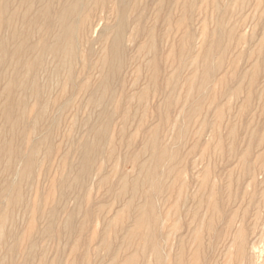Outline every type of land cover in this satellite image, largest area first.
Returning <instances> with one entry per match:
<instances>
[{
    "label": "bare ground",
    "instance_id": "obj_1",
    "mask_svg": "<svg viewBox=\"0 0 264 264\" xmlns=\"http://www.w3.org/2000/svg\"><path fill=\"white\" fill-rule=\"evenodd\" d=\"M138 1L0 0V264H5L7 257L10 258L8 264H15L13 257L18 255L22 244L25 245L19 254L22 258L20 264H30L35 258H39L43 264H56V260L45 261V251L40 250L38 241L56 239L59 236L69 238L73 233L80 234L88 221H98V215L104 206H89L88 181L92 177V167L97 160H109L114 155L115 148L109 128L119 115V135L123 137L124 127L129 118L134 116L132 108L135 109L134 113L138 110L141 113L137 123L139 140L133 152L121 156L124 166L131 169L120 174L116 183H112L106 190L113 199L120 201L117 211L107 219L106 215L104 217L105 225L99 244L103 251L109 254L110 264H136L138 258H144L146 254H149L151 261L142 258L141 264H165L167 255L164 254L162 243L170 233H163L167 215L164 217L156 205L159 198L162 199L168 191L173 190L181 178L182 170L178 167L181 163L179 152L178 149H170L169 141L181 140L187 127L185 122L178 124L179 127L172 130L174 135L171 139V127H167L162 135L159 134L162 128L168 126L170 98L174 95V88L176 87L177 91L179 85H174L172 81L184 77L181 73L188 64L193 67L192 73L184 77L180 84L184 90L183 106L189 98L193 100V105H188L185 114V119L190 121L198 115V103L206 95L213 99L210 86L213 83L223 85L226 82L227 72L220 75V71L231 49L227 39L236 34L235 49L238 48L243 44L244 38L237 33L240 29H245L246 25L234 22L233 26L230 25L227 29V21L233 13L228 11L227 7L217 6L215 9L221 19L216 21L215 28L207 33L205 22L202 23L199 41L204 49L200 53L199 64L198 55L190 57L193 44L198 41L190 30L197 10L195 0H148L147 5L143 7ZM234 1L236 14L239 15L249 0ZM106 3H109L108 10L104 11ZM262 4L263 10L260 13L264 15V0H257L253 5L258 8ZM99 8L104 17L100 14L96 16L95 10ZM163 8L165 13L160 19ZM147 10L152 16L150 27L145 26ZM113 13L115 23L107 26L104 22L108 19L107 16ZM158 23L159 32L156 34ZM97 29H100L99 32ZM96 31L103 47L101 54L94 59L95 52L90 36L96 34ZM170 36L171 41H167V53L164 55L165 52L162 53L161 49L163 40ZM138 37L141 41L134 44V54L141 58L142 62L141 66L133 69V73L137 74L142 67L146 74L141 87H134L138 81L136 76L132 79L129 91H126L125 80H120L118 74L129 59L125 43L134 42ZM82 44L88 45L85 53L82 52ZM253 45L254 48L249 51L246 61H251L253 54L257 55L260 61L253 63L250 73L245 72L240 76L244 78L249 75L251 83L255 82L260 70L264 71V53L261 54L264 40L260 39ZM214 52L217 54L216 62L213 59ZM241 59L240 54H235L229 62L231 78H236L237 64ZM94 73L97 74L96 79ZM234 81L236 83V80ZM150 90L153 98L152 109L154 108L156 116L146 125L143 117L149 107ZM237 92L238 89L235 88L225 94L233 95ZM80 94L85 98L83 102L77 100ZM222 95L224 94L221 92L219 96ZM51 108L53 113L49 114ZM82 110H88L89 114L79 120L76 114ZM90 110L98 112L91 114ZM220 113V107L217 106L216 117H219ZM62 123L65 131L58 134L57 130ZM74 126L82 130L78 139L71 133L75 129ZM171 126L175 127L176 124ZM209 129H213V124L204 120L200 123L197 134L200 135L202 130L207 132ZM56 135L61 137V142L66 143L68 148L73 146L76 160L70 163L68 158L71 153L63 152L58 157L55 175L48 179V189L42 193L35 191L32 201H28L23 196L22 183L32 189L35 185V169L39 165L44 169L45 176L50 175V159L55 148L52 143ZM129 142L131 139L125 144L126 150L131 147ZM212 149L214 150V145ZM96 171L99 175L102 173V164ZM105 173L99 176L97 188L107 185L110 175H113ZM200 173L197 193L205 191L204 196L196 203L186 228L187 236L193 239L192 242L197 247L189 254L186 264H201L197 257L200 253L202 231L205 229L211 232L214 223L219 220L215 181L211 182L209 179L208 166L203 167ZM183 188H186L184 180L178 188L177 200L167 211L169 214L173 210L172 215L175 218L172 230L175 232L180 220L178 198ZM71 199H74L75 207L66 212L59 226L56 225L60 212L65 211V201ZM194 199L193 197L192 200ZM183 202L184 206L186 200ZM203 203L204 212L197 215ZM47 205H50L48 209ZM17 208L22 210L23 217L29 218L27 228L22 233L14 228ZM188 213L190 211L187 215ZM78 215H81V219L76 227L74 219ZM38 221L42 226L37 229ZM124 221L129 223L126 227L123 225ZM117 226H120L121 236L114 246L110 232ZM35 229L37 230L32 238V231ZM89 236L84 242L87 246L94 237L93 234ZM212 237L215 241L219 239L215 232ZM181 240L182 238H179L177 241L180 251L174 264H183ZM141 242L143 244H140ZM72 243L70 253H75L79 242L76 239ZM240 248L242 249V244ZM55 253L58 256L62 251L57 249ZM80 257L82 262L86 260L85 255ZM80 260H73L71 264H78Z\"/></svg>",
    "mask_w": 264,
    "mask_h": 264
},
{
    "label": "rangeland",
    "instance_id": "obj_2",
    "mask_svg": "<svg viewBox=\"0 0 264 264\" xmlns=\"http://www.w3.org/2000/svg\"><path fill=\"white\" fill-rule=\"evenodd\" d=\"M238 1L239 0H236V2ZM256 1L257 0L247 1L245 3L244 11L237 15L235 6L236 3L234 0H226V2L225 0H195L197 10L193 16V22L191 24L190 30L195 34V38L198 41L193 44L190 57L192 55H198L199 64L201 63L200 53L204 49V46L201 45L199 41L202 32V23L205 22L207 33L211 32L215 28L216 23L221 19V15L218 14L215 9L217 6L227 7L228 11L233 13L231 19L227 21V29L233 26L234 22H240V24L244 23L246 28L240 29L237 33L243 35L244 38L243 44H241L238 48L235 49L236 34H234V37H229L227 39V44L231 47L228 53L231 54L227 53L228 56H226L222 70L220 71V75L224 72H227L228 75L226 76V82L223 83V85L213 83L212 86H210L213 99L207 97L206 95L205 98H203V100L198 103V115L193 117L190 121L185 119V114L187 113L188 105L192 103L193 100L189 98L186 101L185 106H183L184 90L181 88L180 84L183 82L184 77H187L192 73L194 70L193 67H189L188 64V67H185L181 73V76L183 74L184 77L182 76L183 78L173 79L172 81L174 82V85H179L177 91L176 87L174 88V95H172L170 98L171 105L167 118L168 126L162 128V130L159 131V134L161 133L162 135L167 127H171V131L169 133V138L171 139L174 135L172 130L176 127H179L178 124L180 125V123L185 122L187 127L184 129V134H182L179 144V141H169L170 149H178L179 152L178 155L181 163L178 165V167L180 171L182 170L181 178L173 190L168 191L164 196H162V199L159 198V202L156 205L158 206L157 210H160L161 212H159L164 214V217L167 215L166 221L163 224V233H170L166 241L162 243L165 251L164 254L167 255V258L165 257V264H174L175 258L178 256L180 251V247H177V241L179 238H182L181 242L183 243L181 254L183 264L187 263L189 254L197 247L196 244L192 242L193 239L187 236L186 228L188 224V218H190L191 214L193 213L196 203L199 202L200 199H203L204 196L203 193L205 191L197 193V189L201 180L200 171L205 166H208L209 168L210 181H215L216 201L218 203L219 211L217 216L219 217V220L214 223L211 232H207L205 229L202 231L200 242L201 246L199 245L200 253L197 257L199 262L201 264H264V71H259L255 78V82L253 83L250 82L249 75L244 78H240L241 74L245 72L250 73L249 70L251 69L253 63H259L260 61L258 56L254 54L252 55L251 61H246L249 51L253 50L254 48L253 43L260 39L264 40V15L261 14L263 10V4L258 8H255L253 4H255ZM138 3L143 7L147 5L146 3H148V0H139ZM108 5L109 3H106L104 11L108 10ZM100 13V8L95 10L96 16H98L97 14ZM146 13L147 22L145 23V26L150 27L152 24V16L150 15L149 10H147ZM164 13L165 8L161 9L159 15L160 19ZM101 16L104 17L103 14ZM107 17L108 19H106L104 24L107 26L114 25V13ZM156 26L157 30H155V33L157 34L159 32L160 23H158V25L156 24ZM163 29L165 30L164 25ZM99 30L100 29H97L98 32ZM97 31V36L96 34L90 36V40L92 41L91 46L95 52L94 59L101 54V49L103 47L102 42H100V40L97 38ZM140 41L141 39L138 37V39H136L134 42L127 41L125 43L127 56L129 59L127 60L128 63H126L118 75L120 76V80H125L126 86L124 89L126 91H129L132 79L136 78V76L138 77V81L134 87H141L143 85V77L146 74L144 69L141 67L139 70L140 72L137 74L133 73V69H135L136 66H141L142 62L141 58H137L134 54V44L139 43ZM167 41H171V36L163 40L161 49L162 53L165 52L164 55L167 53ZM82 45V52L85 53L87 51L88 45ZM262 53H264V45L261 48V54ZM235 54H240L242 59L237 64V73L235 72L237 74L236 78H231L229 75L231 74L232 70L229 67V62L234 58ZM216 55V52H214V62L217 61ZM93 76L94 79H96L97 74L94 73ZM234 80H236V83ZM196 84L197 80L195 82V87ZM195 87L193 89H195ZM235 88L238 89L236 94H225V92H228V90H233ZM151 91L152 90L149 91V107L146 111V115L143 117V121L146 123V125L152 122L156 116L154 108L152 109L153 98ZM221 92L224 95L220 97L219 94H221ZM84 99V96L81 94L79 98H77L78 102H83ZM132 104H135V102H132ZM217 106L220 107L221 112L219 117H216L215 114ZM134 111L135 109L132 108L131 112L134 114V116L129 118L128 124L124 127L125 133L123 137H120L119 135L121 125L119 124V115H117L114 123L109 128V134L113 138V148H115L114 155L109 160H97L93 165L94 167H92V177L90 176L91 178L88 181V188H90L89 206L91 208H94L93 204H101L104 206L103 210L98 215V221H88L85 229L82 230L80 234L73 233L69 238L59 236V238L56 239L53 238L50 240H39L38 246H40V250L45 251L44 258L46 262L56 260V264H71L73 260L78 262V260L81 259L80 256L85 255L86 260L83 262L80 260L81 262L78 264H110L108 259L109 254L103 251L99 243L105 225L104 217L106 215L107 219L112 215V213L117 211L120 200L113 199L110 194H107L106 190L112 183H116L118 180L117 177L120 176V174L127 173L131 169L129 166H124L123 162L121 161V156L124 153L133 152L139 140L137 133V123L141 117V113L139 110L136 113H134ZM91 112L92 110H90V113ZM97 112L98 110L92 112L91 114H96ZM52 113L53 109L51 108L49 110V114ZM88 114V110H82L81 112L79 111L76 116L80 120L85 118ZM180 115L183 117H180ZM204 120L213 124V129H209L207 132L202 130L200 135H198L197 133L199 132V125ZM173 123L176 124L175 127L171 126ZM63 128L64 126L62 123L57 130L58 134L61 131H65ZM74 128V130H72L73 132H71L72 136L78 139L82 130L76 126H74ZM60 138L61 137L56 135L52 143L53 147L55 148L53 149L52 157L50 159V163H52V166L49 167L50 175L45 176L43 174L44 169L41 167V165H39L35 169L36 172L34 184L36 186L33 185L32 189H30L27 185H25L24 182L22 183L23 196L28 201H32L35 191L42 193L48 189V179L55 175V168L59 162L58 157L63 152L69 151V153H71L68 158L70 163L76 160L73 146L68 148V145L64 142H61ZM128 139H131V142H129L131 147L126 150L125 144L127 143ZM213 145L214 150L212 149ZM100 164H102L103 168L102 173L106 172L113 175H110L107 185L102 188H97L96 182L102 173L99 175V173L96 171V168L99 167ZM113 165H115V167H113ZM182 180L185 181L186 188H183L182 192L179 194L177 207L180 220L177 231L175 232L172 230L175 218L172 215L173 210H171L169 214H167V211L169 210V207H171V205L175 202V200H177L178 188L180 187ZM165 183L167 184L168 180H166ZM54 194L57 196L56 191ZM193 197L195 198L194 201L192 200ZM184 199L186 200V203L183 206ZM65 205V211H61L59 214L60 217L58 218V223L56 224L58 226L61 224L66 212L75 207L74 199H71V201H65ZM49 206L50 205H47L46 209H48ZM188 211H190V213L187 215ZM203 212L204 203L200 206L197 215L200 213L202 215ZM80 219L81 215L76 216L74 219V225L76 227L79 226ZM28 221L29 218L23 217L21 209H15L14 228L17 232L22 233L25 231ZM128 224L129 223L127 221L123 222L125 227ZM36 225L37 229L42 226L39 221L36 223ZM37 229L32 231V238H34ZM214 232L219 236L217 241H215V239L212 237ZM92 234L94 237L90 239L88 246L85 245V239H89V235ZM110 235L114 240V246H116V242L117 240L119 241L121 236L120 226L113 228L110 232ZM76 239L79 242L78 248L75 253H70L71 245H73L72 242L76 241ZM140 244L143 243L141 242ZM241 244L242 249L240 248ZM24 245L25 244H22V247H19L18 255L13 257L12 261L15 264H20L22 262V258L19 256V254L20 251L24 250ZM57 249L62 251V253H60L58 256L55 253ZM142 258L143 257H141V259ZM7 259L8 260H6L7 262L5 264H8V261L10 260L8 257ZM141 259L138 258V262L136 264H141ZM143 260L151 261L149 254H146ZM30 264L43 263L40 262L39 258H35Z\"/></svg>",
    "mask_w": 264,
    "mask_h": 264
}]
</instances>
